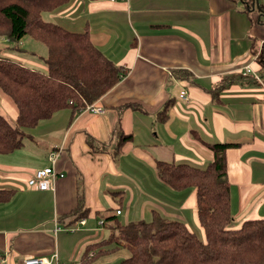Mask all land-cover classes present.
<instances>
[{
    "label": "crops",
    "instance_id": "0c3cea01",
    "mask_svg": "<svg viewBox=\"0 0 264 264\" xmlns=\"http://www.w3.org/2000/svg\"><path fill=\"white\" fill-rule=\"evenodd\" d=\"M259 5L263 12L244 0H70L45 13L49 21L87 29L92 41L129 71L94 103L102 112L61 109L27 128L19 149L0 153L1 187L16 190L11 201L0 203V261L22 264L25 256L57 253L65 264H115L109 254L101 257L119 248L99 249L113 245L102 229L112 228L113 221L91 219L107 209L121 208L117 214L123 215L124 207L127 218L143 214L145 220L157 211L190 229L192 222L203 233L196 189L176 190L164 182L157 161L206 168L213 152L205 141L240 142L227 150L235 226L264 218V76L257 61L264 45V0ZM17 56L44 71L34 52ZM247 65L260 80L244 74ZM180 69L190 76H178ZM1 99L0 112L15 123L18 109ZM117 130L131 139L119 146ZM52 150L60 151L55 168L64 176L41 190L32 178L52 165ZM81 195L80 220L86 222L72 229L79 220L69 214ZM91 244L96 256L84 257Z\"/></svg>",
    "mask_w": 264,
    "mask_h": 264
},
{
    "label": "trees",
    "instance_id": "16d2710c",
    "mask_svg": "<svg viewBox=\"0 0 264 264\" xmlns=\"http://www.w3.org/2000/svg\"><path fill=\"white\" fill-rule=\"evenodd\" d=\"M69 1L0 0V35L17 48L26 35L47 47V71L0 57V88L18 109L15 123L0 112V153L19 149L27 136L26 129L55 112L64 108H71L73 113L87 109L129 71L110 59L92 41L87 29L76 30L43 18L45 13ZM257 61L264 76V45ZM189 73L176 70L184 79ZM223 85H217L213 94H220ZM117 132L119 146L132 137L121 130ZM205 142L213 152L206 168L157 161L158 173L164 182L176 190L196 189L197 215L205 239L184 222L157 211L150 220L125 224L117 220V215H111L105 220L113 221L108 241L115 244L114 248L130 251L118 264H264V218L246 219L235 226L232 216L227 150L239 147L240 142ZM15 194L13 188H0V203L11 201ZM83 204L81 195L77 207L69 214L74 216L72 221L83 218ZM94 246H87L84 257H88Z\"/></svg>",
    "mask_w": 264,
    "mask_h": 264
},
{
    "label": "rangeland",
    "instance_id": "374dc122",
    "mask_svg": "<svg viewBox=\"0 0 264 264\" xmlns=\"http://www.w3.org/2000/svg\"><path fill=\"white\" fill-rule=\"evenodd\" d=\"M256 10H258L260 12V10L257 8L256 6ZM47 14L43 17L45 20H48L49 18H47ZM53 17V16H51ZM123 37H126V40H125V44L127 43V41H129V36L127 35V33L124 31L123 33ZM3 42H6V43H3ZM1 44H7L8 46L4 47V46H1ZM125 44H123L121 46V48H123L125 46ZM16 44L13 43V42H10L8 41L5 37L1 36L0 35V57H5V58H9V59H13V60H17L18 58H15V57H18L17 56V53H35L36 56L39 58L40 62H44L45 63V68H44V71H46V62H45V58L47 56V47L45 44H43L42 42H39L37 40H35L34 38H32L31 36L29 35H26L23 40L21 41V43L18 45L21 49L20 51L18 49H16L17 47H15ZM11 47H15V48H11ZM259 49L258 46L255 45L254 47V51H257ZM25 50V51H24ZM18 61V60H17ZM40 69L43 70V68L39 67ZM263 80H264V77H263ZM175 93L177 94L178 93V87L175 86ZM1 97H3L7 102H9L10 104H12L16 109V105L12 102V100L6 96L5 94L2 93V90L0 88V111H1V107H2V99ZM11 123H14L12 120H9ZM27 138V136L24 138V141L25 139ZM35 144H38V141L36 140L35 141ZM25 146V144H24ZM0 188H5V187H1V184H0ZM124 214L123 215H118L116 213V210L115 209H107V210H103L101 211L100 213L97 214V216H93L91 219L92 221L96 218L98 219H106L108 216H111V215H117V220L121 223H128L130 221H134V220H139V217L143 218L145 216H143V214H140L139 217H135V218H127V210L125 209L124 210V207L122 208ZM139 211L140 213H143V208L142 206L139 207ZM133 219V220H131ZM109 222V221H108ZM189 226L191 227V229H193L197 235L202 238V239H205V234L204 232L203 233H200V230L198 228H196V226L192 223V222H189ZM102 228V227H101ZM63 229L66 230V227H63ZM105 230L104 234L105 236L104 237H108V235L110 234V227L109 226H106L103 228ZM203 230V229H202ZM66 234H73V233H70V232H67ZM103 237V236H102ZM115 244L113 245H105V246H100L99 249H108V248H111V246H114ZM99 246V245H98ZM109 254V256L111 258H113V260L115 261L116 259V262L115 264H118L121 260L127 258L129 255H130V252L125 249V248H119V249H116V250H113V251H110L108 253H105L102 255L101 257V260L103 258H105V256ZM102 262V261H101Z\"/></svg>",
    "mask_w": 264,
    "mask_h": 264
},
{
    "label": "built area",
    "instance_id": "2783aa9c",
    "mask_svg": "<svg viewBox=\"0 0 264 264\" xmlns=\"http://www.w3.org/2000/svg\"><path fill=\"white\" fill-rule=\"evenodd\" d=\"M244 74H248L253 76L255 79L260 80L261 77L258 74L257 71L253 69L252 66L247 65L244 68ZM186 90L181 91V97L186 98ZM89 109L95 111V112H102L103 109L100 106H97L95 104L89 105ZM60 151H51L49 153V159L51 160L52 165L46 166L43 168H39L34 173V176L32 178V184L41 190H49L52 189L54 186V182L58 177H63L64 174L60 171H57L55 168V162L57 161L58 155ZM117 213L120 214L121 210L117 209ZM86 222L85 219L79 220L76 222L75 225L70 226V228L74 229L77 227L78 224H84ZM104 221H101L103 224ZM60 226H57L56 229H59ZM95 256L94 252H89V257L92 258ZM0 264H5V259H2L0 261ZM22 264H65L61 262V260L58 257L57 253H53L50 256H25L23 258Z\"/></svg>",
    "mask_w": 264,
    "mask_h": 264
},
{
    "label": "water",
    "instance_id": "95a60500",
    "mask_svg": "<svg viewBox=\"0 0 264 264\" xmlns=\"http://www.w3.org/2000/svg\"><path fill=\"white\" fill-rule=\"evenodd\" d=\"M252 1L256 4L257 8L263 12V9L259 6L260 0H252Z\"/></svg>",
    "mask_w": 264,
    "mask_h": 264
},
{
    "label": "flooded vegetation",
    "instance_id": "af4514ba",
    "mask_svg": "<svg viewBox=\"0 0 264 264\" xmlns=\"http://www.w3.org/2000/svg\"><path fill=\"white\" fill-rule=\"evenodd\" d=\"M251 1H252V0H244V2H246V3H247V2H251Z\"/></svg>",
    "mask_w": 264,
    "mask_h": 264
},
{
    "label": "bare ground",
    "instance_id": "6f19581e",
    "mask_svg": "<svg viewBox=\"0 0 264 264\" xmlns=\"http://www.w3.org/2000/svg\"><path fill=\"white\" fill-rule=\"evenodd\" d=\"M260 6V5H259Z\"/></svg>",
    "mask_w": 264,
    "mask_h": 264
}]
</instances>
